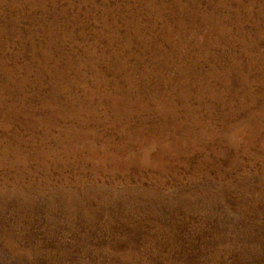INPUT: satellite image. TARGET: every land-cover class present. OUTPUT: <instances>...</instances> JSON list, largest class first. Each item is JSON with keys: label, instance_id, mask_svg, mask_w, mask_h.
<instances>
[{"label": "rangeland", "instance_id": "obj_1", "mask_svg": "<svg viewBox=\"0 0 264 264\" xmlns=\"http://www.w3.org/2000/svg\"><path fill=\"white\" fill-rule=\"evenodd\" d=\"M0 264H264V0H0Z\"/></svg>", "mask_w": 264, "mask_h": 264}]
</instances>
